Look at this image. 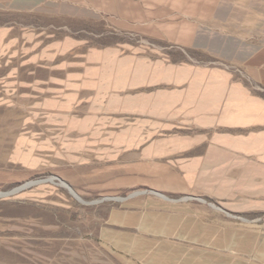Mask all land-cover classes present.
I'll return each mask as SVG.
<instances>
[{
  "label": "crops",
  "instance_id": "1",
  "mask_svg": "<svg viewBox=\"0 0 264 264\" xmlns=\"http://www.w3.org/2000/svg\"><path fill=\"white\" fill-rule=\"evenodd\" d=\"M242 64L264 86V45ZM13 108L8 160L72 188L147 190L114 213L144 264H264L250 217L264 212V95L229 67L0 25V109Z\"/></svg>",
  "mask_w": 264,
  "mask_h": 264
},
{
  "label": "rangeland",
  "instance_id": "2",
  "mask_svg": "<svg viewBox=\"0 0 264 264\" xmlns=\"http://www.w3.org/2000/svg\"><path fill=\"white\" fill-rule=\"evenodd\" d=\"M0 25L227 66L264 95V86L248 81L242 64L264 45V0H0ZM20 116L16 108L0 109V191L35 183L0 197V264H144L138 252L145 243L120 242L114 213L131 194L143 197L147 190L71 187L75 194L52 173L13 163L7 153ZM252 214L264 221V212Z\"/></svg>",
  "mask_w": 264,
  "mask_h": 264
},
{
  "label": "water",
  "instance_id": "3",
  "mask_svg": "<svg viewBox=\"0 0 264 264\" xmlns=\"http://www.w3.org/2000/svg\"><path fill=\"white\" fill-rule=\"evenodd\" d=\"M61 182H62V184L66 185V186H67L72 192H74V191L72 190V188H71V187H70V186H69L64 180H61ZM32 183H35V182H34V181H30V182H28V183H26V184H23V185H21V186H19V187H16V188L12 189V190H9V191H0V197L10 196V195H12V194L18 192L19 190H21V189H23V188L29 186V185L32 184ZM74 193H75V192H74ZM75 194H76V193H75Z\"/></svg>",
  "mask_w": 264,
  "mask_h": 264
}]
</instances>
